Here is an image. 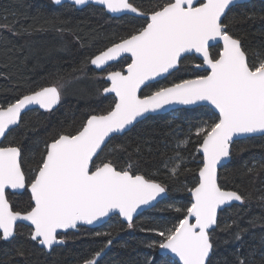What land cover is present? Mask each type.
<instances>
[{"label":"snow or ice","instance_id":"1","mask_svg":"<svg viewBox=\"0 0 264 264\" xmlns=\"http://www.w3.org/2000/svg\"><path fill=\"white\" fill-rule=\"evenodd\" d=\"M71 2L81 6L89 0ZM93 2L109 13L127 11L144 18L139 28L90 59L100 69L125 54L130 63L123 70L107 73L110 86L103 88V93L114 94L110 110L87 115L75 132L57 131L50 141L44 142L40 159L29 174L22 168L20 146H0V240L10 242L16 235L18 222H27L31 228L29 240L51 250L53 245L66 242L67 230L76 229L78 224L91 225L113 213L132 228L137 209L166 193V186L143 174H134L131 164L118 169L112 160L97 164L96 159L116 135L130 132L140 118L146 119L145 114L172 104L204 103L215 110V119L211 123L203 121L204 126L196 128L195 135L201 138L197 151L202 153V164L198 182L187 189L190 206L176 208L177 212L186 214L171 228L159 231L157 235L161 239L147 247L172 254L167 264H211L215 248L212 233L217 228L229 232L234 241L242 238L240 230L231 231L236 221L220 227L218 210L223 211L222 206H231L232 202H245V197L237 191L221 187L218 167L231 157L235 139L264 135V58L250 63L242 39L229 31L231 24L253 20L255 14L242 12L224 23L228 12L239 6L237 0H158L146 10L138 9L130 0ZM52 3L60 5L61 0H52ZM0 28H7L13 35L23 34L8 24H0ZM211 42H222L215 56L210 52ZM189 54L202 58V64L196 67L206 66L207 74L179 79L150 95H138L142 86L148 87L149 82L178 70ZM61 96L60 88L53 84L30 91L7 107L0 105V137L11 126L19 125L22 112L30 106L50 112L60 103ZM188 142L180 141L178 147ZM117 150L123 151L125 146L117 144L110 152ZM172 160L171 167L167 162L164 166L175 178L184 159L177 152ZM251 171L253 168H249ZM9 189L18 195L24 191L30 193L28 210H13L7 198ZM111 244L112 240H108L105 247ZM103 252L101 248L92 258L83 259L82 264H98L97 258ZM149 264H155L154 259ZM235 264H251V261L238 255Z\"/></svg>","mask_w":264,"mask_h":264},{"label":"trees","instance_id":"2","mask_svg":"<svg viewBox=\"0 0 264 264\" xmlns=\"http://www.w3.org/2000/svg\"><path fill=\"white\" fill-rule=\"evenodd\" d=\"M130 2L138 9L146 10L158 0ZM242 12L254 13L255 18L231 24L229 31L242 39L249 62L256 63L259 58H264V3L251 1L233 7L224 23ZM143 23L142 17L114 18L94 6L76 10L69 5L56 7L52 0H0V24L11 25L23 33L13 35L7 28H0V73L4 74L0 75V105L7 107L17 98L41 87L76 83L73 91L65 92L57 109L47 113H26L19 126L5 137L2 146L22 148L21 163L26 174L36 167L44 142L50 141L57 131L75 132L87 115L110 110L114 99L102 94L103 88L107 87L101 78L104 73L95 72L90 59ZM57 28L63 30L57 31ZM23 29H29V32H23ZM218 51V47L210 50L214 56ZM196 63L194 58L184 59L176 72L162 82L146 87L140 96L150 95L157 88L169 86L179 79L201 75L192 69ZM118 67L116 64L111 69ZM214 119V114L205 107L148 117L104 147L96 159L97 164L112 160L118 169L131 164L134 174H143L167 188L166 198L138 216L129 231L128 223L114 217L98 229L81 228L76 234L70 233L72 236L64 246L47 254L29 240L30 229L19 225L13 240L0 243V264H82L83 259L92 258L96 251L105 250L108 240H112V244L98 264H149L152 259L155 264H167L170 258L159 256L158 248L151 249L147 245L159 241L161 237L157 233L171 228L186 214L175 209L190 206L187 189L198 182L202 158L197 151L201 138L195 135L196 128L203 127V121L211 123ZM184 140L189 141L187 145L178 147ZM117 144L124 145L125 150L110 152ZM231 150L230 162L219 171V183L225 190H235L243 195L245 202L224 210L218 220L221 228L225 223L236 221L231 231L240 230L242 238L234 241L229 232L217 228L212 233L215 248L211 264H235L238 255L248 258L251 264H261L264 258V136L234 142ZM177 152L184 163L178 176L173 178L164 165L167 162L171 167ZM249 168L253 171L249 172ZM8 199L14 211L28 210L27 192L8 196Z\"/></svg>","mask_w":264,"mask_h":264},{"label":"water","instance_id":"3","mask_svg":"<svg viewBox=\"0 0 264 264\" xmlns=\"http://www.w3.org/2000/svg\"><path fill=\"white\" fill-rule=\"evenodd\" d=\"M251 1H258V2L264 3V0H237V5L247 4V3H250ZM53 5L56 6V7H59V6H62V5H69V6H71V7H74L76 10H82V9L88 7V6H94V7H97V8H100V9L104 10V11L108 14V16H110V17H114V18H120V17H122V16L139 17V16H137V14H135V13H131V12H127V11H125V12H120V13H109V12H107L106 9L103 8V6L98 5V4H95V3L93 2V0H89V3H88V4H86V5H81V6H75V5H73L72 2H71V0H61V4H60V5H56V4H53ZM142 18H143V17H142ZM211 43L213 44V47H211V48H216V47H220V48H222V42H221L220 44H216L215 42H211ZM211 48H210V49H211ZM186 57H194V58H196L198 61H200V62L202 63V58H201V57H198V54H189V55H186L185 58H186ZM124 59H128V60H130V58L127 56V54H125L124 57L118 59L117 61H111V62H109V64H108L107 66H104L102 69H100V68H96V67H95L94 65H92L91 63H90V66H91V68H92L95 72H97V73H102V72L105 71L109 66L114 65V64H117V63H119L120 61H122V60H124ZM125 68H126V67H125ZM125 68H124V69H125ZM198 69H199L200 71H206V72H207V67H206V66H204V67H200V68H198ZM176 71H177V70L172 71L171 75H172L174 72H176ZM106 76H107V75H106ZM106 76H105V78H104V81H105V83L108 84V86H110V81H107V80H106ZM169 76H170V75L166 74V78H168ZM166 78H160V77H158L156 82H149V86H150V85H154V84L159 83V82H162V81L165 80ZM145 88H146V87L142 86V88H141V90L139 91L138 95H141V92H142ZM102 94H103V96H106V97H112V98L114 99V94H104L103 92H102ZM60 102H61V101H60ZM59 104H60V103H59ZM59 104L56 105V106H54V108H53L52 111H54L55 109H57L58 106H59ZM201 107L208 108V109L214 114V111H215V110L212 109L210 105H206V104L202 103V104H200V105H180V104H172V105L166 106V107H165L164 109H162V110H159V111L154 112V113H147V114H145V115H146V117L148 118V117H154V116H159V115L169 114V113H172V112H175V111H179V110H188V111H190V110H194V109L201 108ZM30 111H40V112H44V113H47V112H48V111H45V110H43V109H39L38 106L33 105V106H30L28 110H25L24 112H22V116L25 115L26 113L30 112ZM52 111H50V112H52ZM22 116H21V118H22ZM143 120H144V118H140L139 122H141V121H143ZM139 122H138V123H139ZM19 124H20V123H19ZM136 124H137V123H136ZM18 126H19V125L11 126V127H10V130L6 132V135H5L4 137H0V146H1L2 142L4 141L5 137L7 136V134H8L10 131L16 129ZM126 133H127V132H126ZM123 135H124V134H123ZM117 136H122V135H116L115 137H117ZM263 136H264V135H261V134H253V135H251L250 137H241V138H239V139H235V142H237V141H242V140H246V139H251V138H259V137H263ZM233 144H234V143H233ZM233 144H232V145H233ZM198 154H199L200 157L202 158V153L198 152ZM230 160H231V157H230L229 159L223 161V162H222V166L218 167V176H219V171L221 170V168L224 167L225 165H227V164L230 162ZM197 178H198V174H197ZM198 179H199V178H198ZM7 191H9L11 194H14L13 190H10V189H9V190H7ZM28 194L30 195V193H28ZM188 195H189L190 200H191L190 193H188ZM164 198H166V194H165V193L162 194L160 197H158L157 200L152 201L149 205H143V206H141L139 209H137V212L133 214V221H134L138 216H140L141 214H143L144 212L149 211V210H152L153 208H155V206H156L159 202H161ZM238 204H241V203H240V202H232V203H231V206H222V207H223V211L226 210V209L231 208L232 206L238 205ZM223 211L218 210V216H219V214H220L221 212H223ZM114 217H118L121 221H123V222H125V223H128V222L125 221L122 217H120L118 214L113 213V214H110L109 217H104V218H102L101 220L96 221V222H94V223L91 224V225L78 224V226H77L76 229H69V230L66 231V234L69 233V232L77 233L78 230L81 229V228L89 229V230L96 229V228L98 229V228L102 227L104 224H106L110 219H112V218H114ZM133 221H132V222H133ZM18 225L26 226V227H28L29 229H31L30 226L27 225V222H18ZM61 235H64V233H61ZM14 238H15V237H14ZM14 238H13V239H14ZM11 240H12V239H11ZM6 242H9V241H6ZM34 243H35V242H34ZM63 245H64V244H63ZM63 245H53V248H55V247H62ZM38 246H39L40 248H42V246H40V245H38ZM108 247H109V246H108ZM108 247L104 250V252L102 253L101 257H103V256L105 255V253H106L107 250L109 249ZM44 250H45V252L49 253L52 249H51V250L44 249ZM157 253H158L159 256H166V257H168V258H172V254H170V253L163 254L159 248H158V250H157ZM101 257H99V258H97V259L99 260ZM177 259H178V258H177Z\"/></svg>","mask_w":264,"mask_h":264},{"label":"rangeland","instance_id":"4","mask_svg":"<svg viewBox=\"0 0 264 264\" xmlns=\"http://www.w3.org/2000/svg\"><path fill=\"white\" fill-rule=\"evenodd\" d=\"M128 61V62H127ZM129 63V60H122L121 63H119V67L118 68H115V69H110L108 70L107 72H110V71H118V70H122L126 64ZM104 74L101 75V78H104ZM59 88H60V91L62 93V96H61V100L63 99L62 97L65 95V92L68 91H73L75 88H76V83L75 82H66L65 84H60V85H57ZM130 230V228H128V231ZM74 234V233H73ZM72 236V234H68L66 236V240L68 238H70Z\"/></svg>","mask_w":264,"mask_h":264},{"label":"flooded vegetation","instance_id":"5","mask_svg":"<svg viewBox=\"0 0 264 264\" xmlns=\"http://www.w3.org/2000/svg\"><path fill=\"white\" fill-rule=\"evenodd\" d=\"M131 17H132V16H131ZM143 19H144V18H143ZM216 48H217V47H216ZM218 48H219V50H220V47H218ZM211 49H214V48H211ZM211 49H210V50H211ZM186 58H194V57H186ZM186 58H184V59H186ZM184 59H183V60H184ZM194 59L197 61V63H196V64H193L192 69L195 70V71H197V72H201V75H205V74H207L206 71H200V70L196 67L197 64H202V63H201L200 61H198L196 58H194ZM183 60H182V61H183ZM182 61H181V62H182ZM120 62H121V61H120ZM120 62H119V63H120ZM119 63H117V64H119ZM129 63H130V60H129ZM114 65H116V64H114ZM114 65L109 66V67H108L105 71H103L102 73H104V75L106 76L107 73H108L107 71L110 70L111 67L114 66ZM125 67H126V66H125ZM125 67H124V68H125ZM124 68H123V69H124ZM123 69H122V70H123ZM99 74H101V73H99ZM105 76H104V78H105ZM104 78H103V79H104ZM106 84H107V83H106ZM107 87H108V84H107ZM214 116H215V115H214ZM2 143H3V142H2ZM1 146H2V144H1ZM24 192H27V191H24ZM24 192H23V193H24ZM7 193H8V194H7V198H8V196H18V194H11L9 191H7ZM27 194H28V192H27ZM28 195H29V194H28ZM29 196H30V195H29ZM96 229H97V228H96ZM30 230H31V229H30ZM92 230H95V229H92ZM78 232H79V230H78ZM78 232H77V233H78ZM70 233H72V232L67 233L66 236H67L68 234H70ZM74 234H76V233H74ZM62 236H63V235H62ZM12 240H13V239H12ZM0 243H8V242L3 241V240H0ZM64 244H65V243H64ZM36 245H37V247H38L39 249H42V250L45 252V250H44L43 248H40V247L38 246L37 243H36ZM63 246H64V245H63ZM55 248H60V247H55ZM55 248H52V250L55 249ZM52 250H51V251H52ZM51 251H50V252H51ZM50 252H49V253H50ZM45 253H47V252H45ZM49 253H47V254H49Z\"/></svg>","mask_w":264,"mask_h":264}]
</instances>
